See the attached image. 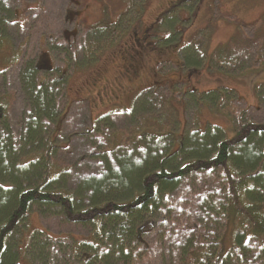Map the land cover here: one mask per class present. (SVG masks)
Listing matches in <instances>:
<instances>
[{
  "label": "rangeland",
  "instance_id": "obj_1",
  "mask_svg": "<svg viewBox=\"0 0 264 264\" xmlns=\"http://www.w3.org/2000/svg\"><path fill=\"white\" fill-rule=\"evenodd\" d=\"M1 1L7 20L0 29V99L8 104L14 134L20 133L21 122L31 109L21 75L26 63L38 65L39 81L51 82L60 72L66 76L57 100L58 110L66 113L57 139L62 148L55 161L60 168L73 166L66 182L69 190L86 177L105 171L91 158L94 140L102 151H118L143 131L170 132L178 137L185 126L205 129L217 124L232 141L236 136L234 116L244 111L250 120L264 125V106L257 93L264 87V66L227 73L211 69L209 64L211 55L239 35L253 39L252 60L264 61V0H188L173 14L167 11L178 0ZM135 33H139L145 60L139 62L142 55L138 56L141 79L129 81L117 76L122 66L129 65L123 49L135 39L137 42ZM188 52L195 57L200 54L198 64H185ZM134 62L131 65L136 67ZM214 90L220 94L212 105L185 97L190 91L198 99V93ZM232 90L235 100L226 97ZM134 104L140 106L136 114L130 112ZM107 113L108 125L98 124ZM96 124L99 130L93 132ZM201 185L209 193L219 187L218 180L209 175L196 181L189 178L171 196L170 203L184 214L182 222L197 220L201 204L195 190ZM28 223L21 264H83L77 260L78 249L84 251L78 243L92 239L89 228L78 221L42 217L37 211ZM183 229L175 230L181 235ZM37 230L44 231L39 240L47 245V256L45 261L33 263L26 255V245ZM234 234L231 217L224 227V250L234 243ZM157 236L155 232L144 235L152 256L144 264H175L176 253H171L168 240Z\"/></svg>",
  "mask_w": 264,
  "mask_h": 264
},
{
  "label": "trees",
  "instance_id": "obj_2",
  "mask_svg": "<svg viewBox=\"0 0 264 264\" xmlns=\"http://www.w3.org/2000/svg\"><path fill=\"white\" fill-rule=\"evenodd\" d=\"M187 1H176L178 5L167 13L173 14ZM5 11L0 0L1 30ZM252 41L242 35L231 39L211 55L210 68L236 73L264 66V61L252 60ZM261 54L264 58V46ZM199 57L188 52L183 60L198 64ZM39 71L32 61L22 70L31 109L19 134L10 128L8 104L0 99V264H21V245L33 211L78 221L91 230L92 239L78 243L85 251L78 249L77 260L83 264H144L152 257L144 235L152 232L159 240H168L171 253H176L175 264H264V125L250 120L244 111L234 116L232 141L217 124L205 129L185 126L178 137L143 131L118 151H102L94 140L91 158L105 171L69 190L66 182L73 166L60 168L55 161L66 113L58 110L57 100L66 76L60 72L51 82L39 81ZM257 93L264 106V87ZM219 94L202 92L196 99L189 91L185 97L212 105ZM235 95L232 90L226 97L235 100ZM139 107L134 104L130 112L136 114ZM107 116L97 123L108 125ZM98 130L96 124L93 132ZM207 175L218 180L219 187L211 193L205 185L196 187L201 211L196 221L182 222L184 214L170 203L171 196L189 178L196 181ZM231 217L234 243L224 250V227ZM181 227L178 235L175 229ZM42 233L35 231L26 245L33 263L47 256V245L39 240Z\"/></svg>",
  "mask_w": 264,
  "mask_h": 264
},
{
  "label": "flooded vegetation",
  "instance_id": "obj_3",
  "mask_svg": "<svg viewBox=\"0 0 264 264\" xmlns=\"http://www.w3.org/2000/svg\"><path fill=\"white\" fill-rule=\"evenodd\" d=\"M144 32L141 34V36L143 37L142 40H144L146 37ZM138 34L139 33H135V35H137V36H138ZM138 39H140L139 36L137 37L138 43L136 42V39H135L131 43V46H129L127 48L125 47L123 49V53H126V56H124V59L128 58V61L130 60V62H129V65L127 68L124 66L121 67V70L118 71L119 75L117 77H125L126 80L128 79L129 81H130V79H133L135 77H139V80L141 79V72H140L139 64H138V56L142 55L141 58L139 59V62H141L142 59L144 61L145 56L143 57V54H144L143 48L142 49L139 48V46H141V42L138 41ZM134 61L137 63L136 67L131 65L132 62H134ZM135 62H134V64H135ZM119 85H120V88H118V89H121L123 86H122V84H119Z\"/></svg>",
  "mask_w": 264,
  "mask_h": 264
}]
</instances>
